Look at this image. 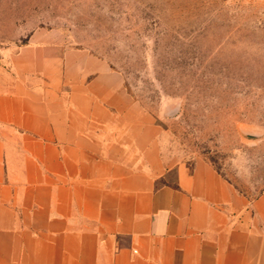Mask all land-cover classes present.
Returning <instances> with one entry per match:
<instances>
[{
	"label": "crops",
	"instance_id": "crops-1",
	"mask_svg": "<svg viewBox=\"0 0 264 264\" xmlns=\"http://www.w3.org/2000/svg\"><path fill=\"white\" fill-rule=\"evenodd\" d=\"M24 62L0 68V264H264V190L166 164L151 120L82 80L64 99Z\"/></svg>",
	"mask_w": 264,
	"mask_h": 264
},
{
	"label": "rangeland",
	"instance_id": "rangeland-1",
	"mask_svg": "<svg viewBox=\"0 0 264 264\" xmlns=\"http://www.w3.org/2000/svg\"><path fill=\"white\" fill-rule=\"evenodd\" d=\"M36 54L42 87L67 99L82 80L151 120L166 164L204 161L249 201L264 190V0H0V68Z\"/></svg>",
	"mask_w": 264,
	"mask_h": 264
}]
</instances>
